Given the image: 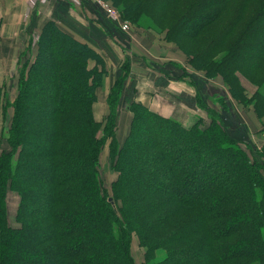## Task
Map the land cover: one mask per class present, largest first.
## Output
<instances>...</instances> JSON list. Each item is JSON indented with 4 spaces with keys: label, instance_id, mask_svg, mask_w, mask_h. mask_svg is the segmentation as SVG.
Segmentation results:
<instances>
[{
    "label": "trees",
    "instance_id": "1",
    "mask_svg": "<svg viewBox=\"0 0 264 264\" xmlns=\"http://www.w3.org/2000/svg\"><path fill=\"white\" fill-rule=\"evenodd\" d=\"M232 1L111 0L125 18L146 13L173 25L169 31L183 36L195 58L206 56L201 32ZM257 5L253 23L224 59L228 67L252 65L244 76L254 84L264 81V0ZM230 33L223 29L213 42L222 44ZM209 40L202 41L206 50ZM36 42L12 100H2L0 85V125L12 109L8 147L0 149V264H135L133 229L146 259L165 250L157 264L264 262V146L232 136L201 98L208 120L198 117L190 126L133 101L128 133L118 142L124 75L110 88L102 124L93 104L107 72L104 58L54 19L43 23ZM232 69L224 80L247 105L235 92L244 88ZM252 100L260 115L264 96ZM108 139L118 172L111 193L99 168ZM9 187L20 194L17 227L8 223Z\"/></svg>",
    "mask_w": 264,
    "mask_h": 264
},
{
    "label": "rangeland",
    "instance_id": "2",
    "mask_svg": "<svg viewBox=\"0 0 264 264\" xmlns=\"http://www.w3.org/2000/svg\"><path fill=\"white\" fill-rule=\"evenodd\" d=\"M111 1V0H110ZM258 0H233L230 4H233L230 7H227L223 13L206 29L201 32L199 40L202 41L205 38H210V45L208 49L204 46V53L206 54L203 58H195L192 54L188 52L187 46L183 36L173 35L169 31L170 28H173V25H165V23H158L154 21L146 13L140 15H133L131 17L125 18L121 14L119 7L114 6L118 9L120 18L119 27L123 32H136V29L148 28L156 33L160 34V38L165 40L168 43H164V46L172 47L181 53L182 57L185 60L182 64L178 63L177 66H182V68H187L195 73V80L200 84H203L204 88V97L206 98V105L216 110L228 125V130L231 131L234 135L250 140L255 147L261 148L264 146V106L260 108V115H257V112L254 108V100L252 97L254 94L264 96V81L255 82V84L249 81L244 75V71H249L253 67H249L248 63H240L228 67V62L224 63V59L228 57L229 50L234 42H237L248 24L253 23V17L255 16V8ZM46 0H27L26 7H20L18 9L19 16L21 18L17 23L14 22L13 18L17 17V9L14 7L11 0H0V85H2V100H12L17 93V85L19 73L21 70V65L25 62H31L37 51V27L31 24V16L34 8L41 11L42 14H45L46 9H43L41 6L46 4ZM20 6L19 4H17ZM14 16V17H13ZM137 16V17H136ZM114 19V18H113ZM240 19V20H239ZM124 25L126 27L124 28ZM114 26V25H113ZM167 26V27H165ZM115 27V26H114ZM27 28L29 30H27ZM41 29V28H40ZM223 29H230L231 33L228 38L223 41L222 44L218 45L219 41L213 42L212 39L216 34L222 32ZM31 31V32H30ZM30 32V33H29ZM153 33L148 31L146 36L150 37ZM157 38V34H154ZM244 37V36H243ZM162 46L161 54L169 55L170 51H167ZM173 54V52H172ZM107 72L109 71V64L106 62ZM122 66V64H121ZM130 70L129 67H127ZM172 68V67H170ZM233 68V69H232ZM230 69L233 72V77L239 78L240 85L244 88L241 94L235 89L238 97L243 101V98L248 99L247 105H244L235 94H233L229 85L226 84L224 74H229ZM127 72V71H126ZM104 75V76H105ZM170 76L176 77L175 74L169 73ZM104 78V77H103ZM103 81V80H102ZM114 84V83H113ZM200 84V85H201ZM102 86V83H101ZM99 86L97 89V98L98 91H100V100L93 108L95 119L102 124L106 121L107 115L109 113V105L107 100L102 104L101 95L103 88ZM111 88V87H110ZM110 89L107 90V95ZM120 96L116 105V124H115V133L114 139L118 142H121L126 136L129 130L132 113L129 109V105L133 101H138L134 96L122 99ZM107 98V96H106ZM122 99V103L126 105V108L123 107L122 103L119 107V100ZM97 101V100H96ZM121 101V100H120ZM95 103V102H94ZM100 104V106H98ZM122 105V106H121ZM198 105V104H197ZM128 106V107H127ZM202 108L201 106H199ZM12 114V109L8 108L6 117H2V124L0 125V149L8 147L7 142V130L10 124V118ZM197 114L203 115L204 118H207L206 111L202 110L197 111ZM250 128V129H249ZM247 129V131H246ZM101 132L99 133V136ZM112 150L110 139L103 142L100 155H99V168L101 173V178L103 179L104 186L107 188L109 193L112 192L111 184L116 179L118 174L117 170L113 167L114 160L110 155ZM20 201V194L14 188H10L6 193V211L8 223L12 227L19 226V221L16 218L17 208ZM120 204V201H118ZM118 205V204H117ZM131 253L135 259V264H157L159 260L164 258L166 255L165 250L160 248L154 251V254L147 258L145 257V248L140 245L139 238L137 234L132 232L131 241H130ZM255 264H264L255 263Z\"/></svg>",
    "mask_w": 264,
    "mask_h": 264
},
{
    "label": "crops",
    "instance_id": "3",
    "mask_svg": "<svg viewBox=\"0 0 264 264\" xmlns=\"http://www.w3.org/2000/svg\"><path fill=\"white\" fill-rule=\"evenodd\" d=\"M46 1V4L41 6L46 9L45 14L39 10L36 12L38 6L34 8L31 16V24L39 29L37 36L43 23L48 19H54L65 30L93 47L109 64V71L102 81L103 100L100 104L106 100L107 90L115 80L124 75L122 99L134 96L150 110L172 117L186 126H190L198 117L206 120L203 115L197 114V111L202 110L198 98L206 102L203 84L200 85L195 80L193 71L177 66L178 63L182 64L185 58L176 49L164 46L166 41L160 38L158 32L141 27L137 28L136 32H123L118 26L120 20L108 17L92 0ZM11 3L17 9L15 14L17 16L18 9L26 7L27 0H11ZM20 18L21 14L13 20L17 23ZM148 31L153 33L150 37L146 36ZM154 34L158 37L155 38ZM162 46L171 54H161ZM93 64L94 61L89 62L90 66ZM169 73L177 76L172 77ZM122 99L119 100V107ZM98 100L100 91L94 106L98 104ZM122 105L126 108V105L123 103ZM223 122L228 130L224 119ZM229 132L236 138L246 140Z\"/></svg>",
    "mask_w": 264,
    "mask_h": 264
},
{
    "label": "built area",
    "instance_id": "4",
    "mask_svg": "<svg viewBox=\"0 0 264 264\" xmlns=\"http://www.w3.org/2000/svg\"><path fill=\"white\" fill-rule=\"evenodd\" d=\"M98 7L110 18L119 19L120 15L118 9L110 0H92ZM126 25H124V28Z\"/></svg>",
    "mask_w": 264,
    "mask_h": 264
},
{
    "label": "water",
    "instance_id": "5",
    "mask_svg": "<svg viewBox=\"0 0 264 264\" xmlns=\"http://www.w3.org/2000/svg\"><path fill=\"white\" fill-rule=\"evenodd\" d=\"M108 200H109L110 202H112V204H114V203H113V198H112V197H109Z\"/></svg>",
    "mask_w": 264,
    "mask_h": 264
}]
</instances>
